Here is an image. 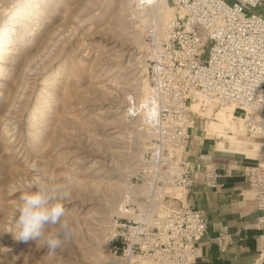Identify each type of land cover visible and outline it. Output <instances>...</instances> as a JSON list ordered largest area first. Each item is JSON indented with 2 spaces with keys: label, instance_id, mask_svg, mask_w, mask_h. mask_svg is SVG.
I'll list each match as a JSON object with an SVG mask.
<instances>
[{
  "label": "rangeland",
  "instance_id": "obj_1",
  "mask_svg": "<svg viewBox=\"0 0 264 264\" xmlns=\"http://www.w3.org/2000/svg\"><path fill=\"white\" fill-rule=\"evenodd\" d=\"M142 2L0 0V264H129L111 257L108 243L114 220L128 218V205L150 186L147 43L175 13L170 0ZM195 102L186 151L197 130L215 153L264 160V139L247 135L239 116L236 134H206L208 116L229 107L232 118V106ZM223 126L212 129L227 132ZM221 140L236 141L242 154L217 151ZM37 175L68 193L75 235L54 254L42 240L19 242L11 232L20 192Z\"/></svg>",
  "mask_w": 264,
  "mask_h": 264
},
{
  "label": "built area",
  "instance_id": "obj_2",
  "mask_svg": "<svg viewBox=\"0 0 264 264\" xmlns=\"http://www.w3.org/2000/svg\"><path fill=\"white\" fill-rule=\"evenodd\" d=\"M170 1L175 13L164 29L150 32L146 50L150 186L126 206L128 218L114 220L108 252L153 264H195L207 220L186 200L195 184L186 157L194 125L190 108L199 96L220 107L233 105L244 132L264 139V0ZM241 173L253 195L255 227L264 230V160L244 165ZM218 177L217 167L208 164L204 186L216 187ZM228 239L226 231L219 232V251Z\"/></svg>",
  "mask_w": 264,
  "mask_h": 264
},
{
  "label": "crops",
  "instance_id": "obj_3",
  "mask_svg": "<svg viewBox=\"0 0 264 264\" xmlns=\"http://www.w3.org/2000/svg\"><path fill=\"white\" fill-rule=\"evenodd\" d=\"M231 111L222 107L214 116H208L206 134L219 136L222 133L236 134L237 116L229 118ZM217 121L224 125L227 132L212 129ZM222 129V130H223ZM234 140L216 142V150L241 153ZM249 148V145H244ZM264 151V148H262ZM246 155V154H245ZM186 157L190 161L195 184L187 196V203L200 211L207 220L205 235L199 242L201 258L195 264H262L264 263V230L257 229V212L253 195L241 169L247 165L242 160L228 155L215 153L209 141L201 139L197 130L190 132V142ZM245 157V156H244ZM211 162L217 167L219 177L216 187L208 188L203 184L205 167ZM221 231L229 234L224 252L219 251L216 238Z\"/></svg>",
  "mask_w": 264,
  "mask_h": 264
},
{
  "label": "clouds",
  "instance_id": "obj_4",
  "mask_svg": "<svg viewBox=\"0 0 264 264\" xmlns=\"http://www.w3.org/2000/svg\"><path fill=\"white\" fill-rule=\"evenodd\" d=\"M67 195L65 185H50L39 175L25 182L13 214L14 239L24 243L42 240L48 252L54 254L75 235V229L66 218L64 200ZM130 252L129 248L125 250V254Z\"/></svg>",
  "mask_w": 264,
  "mask_h": 264
},
{
  "label": "bare ground",
  "instance_id": "obj_5",
  "mask_svg": "<svg viewBox=\"0 0 264 264\" xmlns=\"http://www.w3.org/2000/svg\"><path fill=\"white\" fill-rule=\"evenodd\" d=\"M140 1V0H139ZM149 1H153V0H143V2H149ZM164 1V0H163ZM142 2V3H143ZM141 3V4H142ZM152 3V2H151ZM139 4V3H138ZM162 4H163V6H164V8L165 9H171L165 2L163 3L162 2ZM140 5V4H139ZM147 8H149V5H144V9H147ZM138 9V8H137ZM141 9V8H140ZM149 9H151V8H149ZM145 12V11H144ZM171 17H173V15L171 16ZM172 18H169L166 22H164V25H163V27H162V29H164L165 28V26H166V24L171 20ZM152 21V20H151ZM198 99H202V100H206V101H208L207 99H203L202 97H197V100ZM196 101V100H195ZM197 103H198V101L197 102H195L194 103V105L195 106H197ZM230 106H232V108H233V111H235V109H234V107H233V105H230ZM242 119V118H241ZM130 211L131 209L129 208V209H127V211ZM121 258V257H120ZM137 257H131L130 259H129V261H128V263L129 264H131L132 263V260H134V259H136Z\"/></svg>",
  "mask_w": 264,
  "mask_h": 264
}]
</instances>
